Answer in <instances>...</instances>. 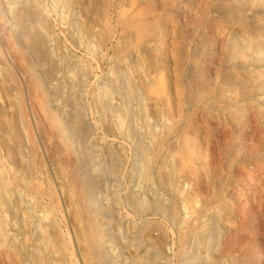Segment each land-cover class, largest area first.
<instances>
[{"label": "rangeland", "instance_id": "rangeland-1", "mask_svg": "<svg viewBox=\"0 0 264 264\" xmlns=\"http://www.w3.org/2000/svg\"><path fill=\"white\" fill-rule=\"evenodd\" d=\"M0 219V264H264V0H0Z\"/></svg>", "mask_w": 264, "mask_h": 264}, {"label": "bare ground", "instance_id": "bare-ground-1", "mask_svg": "<svg viewBox=\"0 0 264 264\" xmlns=\"http://www.w3.org/2000/svg\"><path fill=\"white\" fill-rule=\"evenodd\" d=\"M143 28H144V27H143ZM46 39H47V38H46ZM40 41H41V40H40ZM25 44H26V43H25ZM28 51H29V50H28ZM31 58H32V57H31ZM41 75H42V74H41ZM6 77H7V76H6ZM38 78H39V77H38ZM42 81H43V80H42ZM41 83H42V82H41ZM3 111H4V110H3ZM4 112H5V111H4ZM18 118H19V117H18ZM68 124H69V123H68ZM114 127H115V125H114ZM28 130H29V129H28ZM37 130H39V129H37ZM26 132H27V131H26ZM27 133H28V132H27ZM30 134H31V132H30ZM73 134H74V133H73ZM25 135H26V134H25ZM30 136H31V135H30ZM42 138H43V137H42ZM27 142H28V141H27ZM25 143H26V142H25ZM22 146H23V145H22ZM31 146H33V145L31 144ZM30 148H31V147H30ZM34 148H35V145H34ZM32 149H33V148H32ZM45 149H46V148H45ZM17 150H18V148H17ZM25 150H26V149H25ZM22 152H23V151H22ZM17 153H18V152H17ZM36 154H37V153H36ZM23 156H24V155H23ZM85 157H87V156H85ZM88 158H89V156H88ZM27 160H28V159H27ZM86 160H87V159H86ZM88 160H89V159H88ZM88 160H87V161H88ZM20 162H22V161L20 160ZM33 162H34V161H33ZM67 162H68V161H67ZM89 162H90V161H89ZM90 163H91V162H90ZM182 163H183V162H182ZM20 164H21V163H20ZM86 164L88 165L87 162H86ZM30 165H31V164H30ZM34 165H35V164H34ZM71 165H72V164H71ZM87 165H86V167H87ZM28 167H29V166H28ZM28 167H27V168H28ZM27 168H26V169H27ZM37 168H38V167H37ZM34 169H35V168H34ZM31 170H32V169H31ZM39 170H40V169H39ZM27 171H28V170H27ZM13 176H14V175H13ZM1 180H2V179H1ZM16 180H18V179H16ZM29 182L31 183V180H30ZM35 182H36V181H35ZM19 183H20V182H19ZM42 185H43V184H42ZM30 186H31V185H30ZM24 187H25V186H24ZM31 187H33V186H31ZM31 187H30V188H31ZM39 187H40V186H39ZM42 187H43V186H42ZM1 188H3V187H1ZM27 188H28V187H27ZM40 188H41V187H40ZM40 188H38V189H40ZM44 188H45V186H44ZM47 188H48V187H47ZM31 189H32V188H31ZM33 189H35V188H33ZM45 189H46V188H45ZM29 190H30V189H29ZM41 190H42V188H41ZM48 190H49V188H48ZM38 192H39V191H38ZM38 192H36V193H38ZM42 192H43V191H42ZM46 192H48V191H46ZM2 193H3V192H2ZM33 193H34V192H33ZM6 194H7V193H6ZM41 194H42V193H41ZM48 194H49V193H48ZM3 196H4V195H3ZM3 196H2V197H3ZM7 196H8V195H6V197H7ZM39 196H40V195H39ZM48 196H49V195L46 194V197H48ZM136 196H137V195H136ZM8 197H9V196H8ZM36 197H37V196H36ZM137 197H138V196H137ZM18 198H19V197H18ZM134 198H135V197H134ZM1 199H3V198H1ZM34 199H35V198H34ZM36 200H37V199H36ZM136 200H137V199H136ZM8 201H9V200H8ZM21 201H24V200H21ZM21 201H20V202H21ZM134 201H135V200H134ZM138 201L140 202L141 199H140V200L138 199ZM138 201H136V202H138ZM20 202H19V203H20ZM7 203H8V202H7ZM35 203H36V202H35ZM35 203H34V204H35ZM38 203H40V200H39ZM9 205H11V204H9ZM25 206H26V205H25ZM52 206H53V205H52ZM15 207H16V206H15ZM10 208H11V207H10ZM10 208H9V209H10ZM36 208H38V207H36ZM53 208H54V206H53ZM43 210H44V209H43ZM40 211H41V210H40ZM11 212H12V211H11ZM11 212H10V214H11ZM28 212H29V211H28ZM47 212H48V211H47ZM49 212H50V211H49ZM12 213H13V212H12ZM19 213H21V212H19ZM164 213H165V212H164ZM13 214H15V213H13ZM138 214H139V213H138ZM15 215H16V214H15ZM142 215H143V213H142ZM16 216H17V215H16ZM27 216H29V215L27 214ZM47 216H48V215H47ZM49 216H50V215H49ZM139 216H140V215H139ZM143 216H145V215H143ZM212 216H213V215H212ZM215 216H216V215H215ZM19 217H20V216H19ZM45 217H46V216H45ZM14 218H15V217H14ZM26 218H27V217H26ZM49 218H50V217H49ZM140 218H141V217H140ZM140 218H139V219H140ZM5 219H6V218H5ZM7 219H8V218H7ZM142 219H143V218H142ZM142 219H141V220H142ZM216 219H217V218H216ZM0 220H1V219H0ZM11 220L14 221L15 219H14V220L11 219ZM20 220H21V219H20ZM212 220H213V219H212ZM212 220H211V221H212ZM1 221L4 222V219L1 220ZM6 221H7V220H6ZM44 221H46V220H44ZM50 221H54V220L50 219ZM58 221H59V220H58ZM138 221H139V220H138ZM141 222H142V221H141ZM13 223H14V222H13ZM45 223H46V222H45ZM211 223H212V222H211ZM5 224H6V223H5ZM7 224H9V222H8ZM49 224H50V223H49ZM213 224H214V223H213ZM14 225H15V224H14ZM16 225H17V224H16ZM16 225H15V226H16ZM22 225H23V224H22ZM28 225H30V223H29ZM59 225H60V224H59ZM140 225H141V224H140ZM208 225H210V224H208ZM15 226H13V227L15 228ZM17 226H18V225H17ZM60 226H61V225H60ZM141 226H142V225H141ZM212 226H213V225H212ZM2 227H5V226H2ZM13 227H12V228H13ZM57 227H58V226H57ZM0 228H1V227H0ZM133 228H134V227H133ZM133 228H132V229H133ZM139 228H140V227H139ZM213 228H214V227H213ZM3 229H6V228H3ZM7 229H8V228H7ZM7 229H6V230H7ZM48 229H49V228H48ZM53 229H56V228L53 227ZM135 229H136V228H135ZM143 229H144V227H143ZM209 229H210V226H209ZM44 230H45V228H44ZM133 230H134V229H133ZM4 231H5V230H4ZM10 231H11V230H10ZM16 231H17V227H16ZM42 231H43V229H42ZM42 231H41V232H42ZM208 231H210V230H207V232H208ZM0 233H1V232H0ZM45 233H46V230H45ZM45 233H43V234L45 235ZM47 233H48V232H47ZM205 233H206V232H205ZM1 234H2V233H1ZM5 234H6V233H5ZM10 234H11V233H10ZM10 234H9V235H10ZM43 234H41V235H42L44 238L47 237V240H48V239H49L50 241L52 240V238H48V236H44ZM9 235H8V236H9ZM11 235H12V234H11ZM46 235H47V234H46ZM48 235H50V233H48ZM199 235H200V234H199ZM199 235H198L197 237H199ZM204 235H205V234H204ZM2 236H4V235H2ZM58 236H59V235H58ZM144 236H145V235H144ZM149 236H150V235H149ZM6 237H7V236H6ZM50 237H51V235H50ZM91 237H92V236H91ZM142 237H143V236H142ZM145 237H148V235H146ZM200 237H201V235H200ZM143 238H144V237H143ZM148 238H149V237H148ZM148 238H147V240L149 241ZM203 238H204V237H203ZM45 239H46V238H45ZM91 239H92V238H91ZM138 239H139V238H138ZM145 239H146V238H145ZM197 239H198V238H197ZM49 240H48V241H49ZM93 240H94V238H93ZM150 240H151V239H150ZM153 240H155V239H153ZM10 241H11V240H10ZM12 241H13V240H12ZM30 241H31V240H30ZM42 241H43V240H42ZM42 241H41V240H40V241L38 240V242H42ZM199 241H200V238H199ZM3 242H4V241H3ZM21 242H22V241H21ZM52 242H53V241H52ZM151 242H152V241H151ZM12 243H14V241H13ZM15 243H16V242H15ZM22 243H23V242H22ZM46 243H47V242H46ZM49 243H50V242H49ZM141 243L143 244L144 242L141 241L139 244H141ZM10 244H11V243H10ZM16 244H17V243H16ZM23 244H24V243H23ZM23 244H22V245H23ZM36 244H37V243H36ZM58 244H59V243H58ZM12 245H13V244H12ZM37 245H38V244H37ZM39 245H41V244H39ZM39 245H38V246H39ZM47 245L49 246V244H47ZM94 245H95V243H94ZM144 245H145V244H144ZM17 246H18V245H17ZM42 246H44V245H42ZM42 246H41V247H42ZM18 247H19V246H18ZM20 247H21V245H20ZM20 247H19V248H20ZM49 247H50V246H49ZM150 247H151V246H150ZM224 247H225V246H224ZM39 248H40V247H39ZM52 248H54V247H51L50 250H51ZM94 248H95V246H94ZM226 248H227V246H226ZM20 249H21V248H20ZM43 249H44V248H43ZM62 249H63V248H62ZM149 249H150V248H149ZM16 250H17V249H16ZM45 250H46V248H45ZM54 250H55V249H54ZM46 251H49V250H46ZM63 251H64V250H63ZM25 252H27V251H25ZM54 252H55V254H56L57 251L55 250ZM54 252H53V253H54ZM49 253L53 254V253H52V250H51V252H49ZM57 253H58V252H57ZM51 254H50V255H51ZM55 254H53V255H55ZM64 254H65V253H64ZM70 254H73V253H71V251H70ZM147 254H148V253H147ZM222 254H223V253H222ZM24 255H25V254H24ZM37 255H38V254H37ZM39 255H40V254H39ZM56 255L58 256L59 253L56 254ZM97 255H98V253H97ZM51 256H52V255H51ZM57 256H55V257H57ZM73 256H74V255H73ZM73 256L71 255L72 258H73ZM95 256H96V255H95ZM100 256H101V255H100ZM100 256H99V257H100ZM205 256H206V255H205ZM36 257H37V256H36ZM52 257H53V256H52ZM66 257H67V256H66ZM218 257H219V256H218ZM69 258H70V257H69ZM72 258H70V259H72ZM145 258H146V257H145ZM209 258H210V257H209ZM59 259H60V258H59ZM59 259H58V260H59ZM64 259H66V258H64ZM96 259H97V258H96ZM116 259H117V258H116ZM28 260H30V259H28ZM62 260H63V259H62ZM62 260H61V261H62ZM98 260H99V259H98ZM102 260H103V259H102ZM112 260H113V259H112ZM202 260H203V259H202ZM59 261H60V260H59ZM71 261H72V260H71ZM136 261H137V260H136ZM224 261H225V260H224ZM28 262H29V261H28ZM32 262H33V260H32ZM54 262H55V261H54ZM54 262H52V263H53V264L57 263V262H55V263H54ZM221 262H222V261H221ZM33 263H34V262H33ZM42 263H43V262H42ZM49 263L51 264V262H49ZM117 263H118V262H117ZM117 263H116V264H117ZM134 263H135V262H134ZM147 263H148V262H147L145 259H140L139 261L136 262V264H147ZM47 264H48V263H47ZM57 264H58V263H57ZM59 264H60V262H59ZM132 264H133V263H132ZM150 264H151V263H150Z\"/></svg>", "mask_w": 264, "mask_h": 264}]
</instances>
